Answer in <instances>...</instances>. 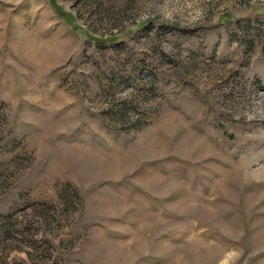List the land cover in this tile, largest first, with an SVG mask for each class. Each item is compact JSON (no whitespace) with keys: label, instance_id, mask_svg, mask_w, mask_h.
Masks as SVG:
<instances>
[{"label":"rangeland","instance_id":"374dc122","mask_svg":"<svg viewBox=\"0 0 264 264\" xmlns=\"http://www.w3.org/2000/svg\"><path fill=\"white\" fill-rule=\"evenodd\" d=\"M56 2L0 0V264H264V0Z\"/></svg>","mask_w":264,"mask_h":264},{"label":"trees","instance_id":"16d2710c","mask_svg":"<svg viewBox=\"0 0 264 264\" xmlns=\"http://www.w3.org/2000/svg\"><path fill=\"white\" fill-rule=\"evenodd\" d=\"M52 5L54 6V8L56 9L57 14L66 21L67 24H69L70 26H72L74 28V30H78L80 27L78 25L74 24V17L72 16V14L70 12L64 11L63 8L61 6L58 5V3L56 2V0H49ZM91 40L99 43V44H104L113 40V38H109V39H102V38H97L94 36H90L89 37Z\"/></svg>","mask_w":264,"mask_h":264}]
</instances>
